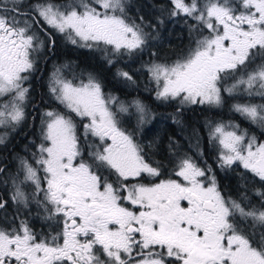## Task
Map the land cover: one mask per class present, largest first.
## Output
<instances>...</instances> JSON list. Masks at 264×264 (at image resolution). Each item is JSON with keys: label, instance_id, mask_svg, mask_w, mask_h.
Wrapping results in <instances>:
<instances>
[{"label": "snow or ice", "instance_id": "obj_1", "mask_svg": "<svg viewBox=\"0 0 264 264\" xmlns=\"http://www.w3.org/2000/svg\"><path fill=\"white\" fill-rule=\"evenodd\" d=\"M23 4L0 0L3 127L15 129L25 121L30 77L38 71L35 54L55 46L53 32L73 45L112 54L142 50L149 37L128 18L126 0H43L21 11ZM171 4V16L192 18L207 35L182 59L150 65L157 98L220 106L222 91L232 95L241 86L250 96H264V62L248 70L258 58L264 61V0ZM117 75L132 80L128 72ZM229 77L235 82L225 87ZM48 91L66 111L42 113L43 142L35 163L44 175L22 161L20 183L32 182L33 198L43 194L38 202L49 219L59 218L61 228L38 239L26 221L0 227V264H264V191L255 192L260 209L242 205L225 197L209 175L212 169L201 168L191 157L179 158L163 178L162 165L149 163L119 126L110 107L117 98L106 97L91 74L87 82L73 83L57 68ZM133 106L143 121L145 105L137 100ZM233 110L264 129V105L238 103ZM118 111L127 112L128 106L120 103ZM238 130L239 125L220 123L212 132L221 166L239 162L264 183V142ZM13 185L11 200L27 207V195L15 179ZM5 204L0 200V209Z\"/></svg>", "mask_w": 264, "mask_h": 264}, {"label": "flooded vegetation", "instance_id": "obj_2", "mask_svg": "<svg viewBox=\"0 0 264 264\" xmlns=\"http://www.w3.org/2000/svg\"><path fill=\"white\" fill-rule=\"evenodd\" d=\"M8 2L9 6H11V0H8ZM37 2H43V0H24L21 11H27L32 4ZM55 2H64V0H55ZM126 13L128 16L127 10ZM128 18L130 20H135L131 17ZM136 22L139 24L138 21ZM41 23L43 22L41 21ZM40 35L42 39H47L44 33L41 32ZM52 38L55 40L54 47L45 46L35 54L38 71L30 77V97L25 106V121L15 129L0 126V136H4V143L0 144V168L4 169L3 172H0V200L6 201L5 207L0 209V227H18L21 221H26L31 230L37 235L38 239L45 237L50 238L59 232L61 228V225L58 223L59 218H48L49 212L45 211L44 205L38 202L43 199V194L41 193L39 196L33 198L32 193L35 191V186L31 181L24 183L20 182L24 180L25 175L22 161H27L34 168H37V173L41 177L44 175L43 172L40 171L39 166L35 163L39 155L38 146L43 142L41 131L43 127L41 121L42 113L45 110L64 111L63 106L60 105L48 91V82L51 74L57 68L61 69L63 74L74 75L77 79L83 78L82 80L87 76L89 77V74H91L101 84L103 93L112 94L109 93L111 83H105V81H103V78L106 77L104 76L103 70L108 74L107 69L111 67L113 63L108 62L109 59L112 60L113 56L110 50L105 52L94 48L79 47L78 45L71 44L64 35L55 32L52 33ZM144 47L142 50H138L139 55L133 60L134 65H131L136 67V70L142 68L144 61L147 62V60L143 58V54L145 53ZM97 51L101 53L99 58L95 53ZM84 52H93L96 55L93 62L89 61ZM121 55L120 58H125L128 54L122 53ZM141 59H143L142 64L140 62ZM80 60H82V63L79 67L76 68V65H70ZM123 60L124 61L120 62L123 67V72H128L130 67L127 66V63L130 61L127 59ZM260 62L264 61L256 60L255 64ZM99 67L102 69L100 73ZM85 69H90L92 73L86 75L83 73ZM95 73H99L100 75H96ZM142 78L144 77L142 76ZM147 84V82L143 81L140 86H146L151 89ZM149 85H151L150 82ZM155 91L154 89L155 97L153 98L118 99L124 103L137 100L141 101L146 107V114L144 115L143 121L138 118L137 110L133 112L130 110V112L127 111L116 115L121 129L131 134L134 141L143 149L142 154H144L145 159L153 164V166H156V164L162 165L163 178H167L169 174H171L178 159L188 156H183V153H181L179 157L176 156V149L172 146L174 138L176 137L175 134L163 135V139L160 137L157 140L159 148L151 146V137L154 133L150 132L149 123L150 120H152L151 117H153V119L170 118L173 121L178 118V114L182 109L189 106V104L181 105L177 100L159 99ZM260 102L263 103L264 99L260 100ZM229 104L230 101L228 104H223L225 110L222 111H224V113L221 114V111H218L219 118H217L215 125L232 119L236 124H239V126L241 125V128L243 127L242 129H246L244 131L240 130L238 132L239 134L240 132H247L248 136H256L258 142H264V130L258 124H253L240 113L234 111ZM225 105H227V107ZM116 111L118 112V109ZM125 114H129L128 120L122 118ZM172 124L174 125L173 122ZM215 125L213 129H209L207 133L201 136V146L196 147V150L203 152V161L201 163L194 161L201 168L210 167L212 169L209 175L215 176L217 185L225 197H231L241 202L242 205H252L260 209V198L255 195V192L257 189L264 191V183H262L259 178L254 177L252 173L245 170L239 162L231 166H221V161L219 160L220 146L217 141L211 138ZM93 140H95V138H93ZM184 143L185 148L183 150L191 152L193 150L191 140H186ZM211 150L215 153L212 158L209 156ZM214 167H216V169ZM226 167L234 170L237 169L238 171L237 173H233L230 177H225L224 168ZM241 176L243 177L241 178ZM13 179H15L16 183L19 184L27 195L29 201L27 207L11 200V195L15 191ZM149 179L150 178H146L143 182L147 183ZM42 186H44L43 181ZM245 197H247V199H245ZM48 207L50 208L51 205Z\"/></svg>", "mask_w": 264, "mask_h": 264}, {"label": "trees", "instance_id": "obj_3", "mask_svg": "<svg viewBox=\"0 0 264 264\" xmlns=\"http://www.w3.org/2000/svg\"><path fill=\"white\" fill-rule=\"evenodd\" d=\"M128 1V2H127ZM188 1V0H187ZM204 0H200L202 3ZM129 3L128 17L135 19L142 25L144 31L149 34L147 43L144 47V60L150 61L154 58L159 63L171 64L178 59H182L187 55L190 49L195 46V41L200 36L207 35V30L202 26L197 25V22L192 18L183 14L175 17L171 16V10L173 5L171 0H126ZM126 3V4H127ZM139 16V18H138ZM143 18V22L141 20ZM161 21H163L161 23ZM195 26V27H193ZM139 55V51L136 50L132 54L126 55L125 58L117 59L113 61L111 67H109L108 74L103 70V81L110 82V92L116 95L118 98H153L155 97L153 90L145 87H141V82L148 80V70L144 66L143 68H137L129 66L128 73L132 76V80H127L122 76L117 75L118 72H123L121 61L127 59L133 61ZM260 60L259 58L257 61ZM252 64H250L251 66ZM102 70V69H100ZM125 70V69H124ZM142 76L144 78H142ZM137 82L139 85L135 89L133 85ZM128 84V86L124 85ZM107 92V91H106ZM224 104H228L229 97L223 98ZM227 107V105H225ZM215 105H189L184 107L178 114V118L172 121L170 118H157L150 120V132L154 133L151 137V146L159 148L157 140L163 135L175 134L174 142L172 146L175 147V154L177 157L181 153L183 156L192 157L198 163L203 161V152L196 150V147L201 146V136L213 129L217 122L218 108ZM177 113V112H176ZM174 123V125L172 124ZM191 140L193 150L186 152L184 141ZM155 140V142H154ZM161 145V144H160ZM211 148V147H210ZM213 149V148H212ZM182 150V152H181ZM215 150V149H214ZM215 153L211 150L209 156L212 158ZM216 169V167H214ZM237 169L224 168L225 177L232 176L233 173H237ZM248 174L246 172H243ZM238 176V175H237ZM236 176V177H237ZM243 176H241L242 178Z\"/></svg>", "mask_w": 264, "mask_h": 264}, {"label": "rangeland", "instance_id": "obj_4", "mask_svg": "<svg viewBox=\"0 0 264 264\" xmlns=\"http://www.w3.org/2000/svg\"><path fill=\"white\" fill-rule=\"evenodd\" d=\"M128 2V1H127ZM126 2V3H127ZM186 2H188L187 0H186ZM204 2V1H203ZM202 2V3H203ZM128 8H129V3H127L126 4V10H128ZM94 52V51H93ZM93 52H90V53H88V52H84V53H86V57L89 59V61H92L93 62V60L95 59V56L97 55V57L99 58V56H100V51H97V52H95L96 53V55L93 53ZM122 54V53H121ZM121 54H113V56H112V62L113 61H116L117 59H119V57H121L122 55ZM133 62L134 61H130V62H128L127 63V66H131V65H134L133 64ZM140 62H141V64H142V62H143V59H141L140 60ZM81 63H82V60H80V61H77L75 64H70V65H76V68L77 67H79L80 65H81ZM153 63H159V62H157V61H155V59L154 58H151L150 59V61L148 62H145L144 61V63H143V66H142V68L144 67V66H146V68H147V70H148V68L150 67V65L151 64H153ZM260 63H262V62H260ZM139 64V63H138ZM162 64H165V63H162ZM257 64H259V63H257ZM255 66H256V64L255 65H253V66H248V70L249 71H251V70H253L254 68H255ZM101 68L99 67V73L101 72V70H100ZM83 73H85L86 75H88L89 73H92L91 72V70L90 69H85L84 71H83ZM99 73H95L96 75H100ZM61 74L64 76V78H66V79H69V80H72L73 81V83H79L83 78H76V76H72V75H69V74H63L62 72H61ZM240 73H237V75H239ZM87 80H88V76L87 77H85L84 78V82H87ZM145 82H147L148 84H147V86H150L151 87V89H153V92H154V89L156 90L155 92H157V90H158V88H157V84H156V82H155V80L152 78V75H151V73L148 71V80L147 81H145ZM149 82L151 83V85H149ZM235 82V77H229L227 80H225L224 82H223V85L225 86V87H230L233 83ZM124 85L126 86H128V84H126V83H124ZM138 83L137 82H135L133 85H131V86H133L135 89L138 87ZM243 87L244 86H241L240 87V89H238L234 94H232V95H229L228 93H225V92H223L222 91V96H223V98H226V97H229L230 98V107L231 108H233V105L234 104H254V105H264V102L263 103H261L260 102V100H262V99H264V96H261V95H248L246 92H244L243 91ZM148 88V87H147ZM105 94V93H104ZM105 96L106 97H108V96H112V97H116L117 98V101H118V103H114V104H111L110 105V107L112 108V110L116 113V114H118V113H122V112H117L116 110L117 109H119V104L120 103H123L124 105H126V106H128V111L130 112V110L133 112V111H136V108L133 106V101H131V102H128V103H124V102H122V101H120V100H118L119 98L116 96V95H113V94H105ZM241 98H243V99H241ZM244 98H246V99H244ZM251 99H253V100H251ZM223 104H224V102L222 103V105H220L219 107H217L218 108V111H221V114L222 113H224V111H222V110H225V108H224V106H223ZM64 111H66V109H64ZM124 113V112H123ZM151 113V112H150ZM146 114V113H145ZM140 116H141V114L138 112V118L141 120V118H140ZM129 114H125V115H123V119L124 120H128L129 118ZM128 118V119H127ZM221 123H223V124H235V125H239V124H236L235 123V121H232V119H229V120H227V121H225V122H221ZM217 125V124H216ZM215 125V126H216ZM260 126V125H259ZM243 128V127H242ZM241 128V125L239 126V130H238V132L240 131V130H242V131H244V130H246V129H242ZM82 130V129H81ZM228 130H231V129H228ZM264 130V129H263ZM239 134V133H238ZM93 139V138H92Z\"/></svg>", "mask_w": 264, "mask_h": 264}]
</instances>
